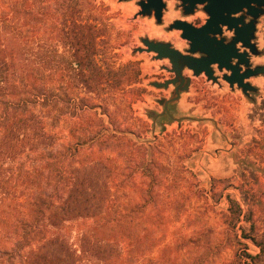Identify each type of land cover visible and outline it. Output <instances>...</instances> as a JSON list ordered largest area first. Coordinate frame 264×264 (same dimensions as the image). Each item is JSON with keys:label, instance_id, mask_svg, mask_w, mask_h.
I'll return each mask as SVG.
<instances>
[{"label": "rangeland", "instance_id": "1", "mask_svg": "<svg viewBox=\"0 0 264 264\" xmlns=\"http://www.w3.org/2000/svg\"><path fill=\"white\" fill-rule=\"evenodd\" d=\"M81 1L82 19L94 23L97 18L107 25L106 34L96 39L105 40L104 46L97 45L105 50L95 55L97 67L105 71L109 65L119 72L134 63L138 74L110 85L80 84L75 72L60 65L61 56L71 58L59 35L67 0L2 1L19 9L20 4V10L31 17L19 21L23 29L33 30L39 45L49 49L54 68L44 87L50 98L47 105L23 103L21 93L0 95V111H14L12 107L46 111V126L57 135L59 153L52 166L41 165L46 168L39 187L25 183L27 188L25 184L17 188L23 207L12 220L23 227L10 230L13 238L0 242V264H21L18 253L36 243L34 235L50 234L44 226L48 207L70 186L71 170L99 156L111 159L115 167L109 180L111 197L99 217L69 222L70 241L90 225L131 223L148 249L129 264H235L243 244L250 252L257 251L239 227L252 235L264 230V74L250 78L257 90L249 96L230 90L224 82L219 87L193 79L177 109L162 115L156 101L169 92L151 83L171 76L163 69L168 62L136 49L144 47L142 38L171 39L177 31H169L168 26L181 16L179 1L164 0L161 23L138 14L140 0ZM198 16L203 21L205 13L200 10ZM254 41L259 53L251 56V62L264 65V14L258 18ZM20 89L27 95L32 90L23 85ZM228 198L240 204L244 215L250 212L251 220L234 225Z\"/></svg>", "mask_w": 264, "mask_h": 264}, {"label": "trees", "instance_id": "2", "mask_svg": "<svg viewBox=\"0 0 264 264\" xmlns=\"http://www.w3.org/2000/svg\"><path fill=\"white\" fill-rule=\"evenodd\" d=\"M2 1L4 0H0V95L15 97L21 93V102L32 101L45 106L50 98L44 87L50 82L54 61L49 49L39 45L38 36L33 35V30L30 31V27L28 31L23 29L24 23L19 20L26 13L20 10V2H16L19 9L14 4L11 7L3 5ZM8 9H12L13 13L9 15ZM63 10L64 18L59 35L70 48L71 58L66 60L61 56L60 65L75 72L80 84L88 87L106 81L110 85L130 81L138 74L134 63L126 64L119 72L109 69V65H106L105 71L97 67L95 55L105 54V50L98 49L97 45L101 43L104 46L105 40L97 42L96 39L106 34L107 25L97 18L94 23L82 19L81 0H67ZM57 67L61 70L59 65ZM39 78H46V82H41ZM22 85L29 86L31 93H24L20 89ZM12 109L14 111H0V242L3 243L13 238L10 230L23 227L21 223L14 224L12 220L15 215H21L20 207H23L17 188L25 183L39 187V176L46 168L41 165L52 166L59 153L54 142L58 139L57 135L46 126V111ZM23 156L26 160L20 161ZM114 170L112 160L100 156L98 159L91 157L71 170L70 186L57 203L47 206L49 210L44 226L51 229L50 234L47 231V235H34L36 243L28 250L18 253L21 255V264H80L84 261L95 264H129L136 255L145 254L148 249L145 238L135 234L131 223L90 225L81 229L76 241L68 239L69 222L79 218H97L103 213L111 197L109 180L113 177ZM228 201L234 225L251 220L248 217L251 216L250 212L244 215L239 203L231 198ZM32 203L34 201L28 202L30 205ZM239 228L243 232V238L250 240L257 251L250 252L247 245L243 244L235 264H264V230L259 235H252L246 233L243 227ZM26 234L27 232L22 233Z\"/></svg>", "mask_w": 264, "mask_h": 264}, {"label": "water", "instance_id": "3", "mask_svg": "<svg viewBox=\"0 0 264 264\" xmlns=\"http://www.w3.org/2000/svg\"><path fill=\"white\" fill-rule=\"evenodd\" d=\"M180 6L185 9L184 14L194 13L198 6L208 16L205 23L196 27L184 20H177L169 26V29L182 31L181 36L189 42V53L200 52L204 56L196 58L180 52L172 47L169 42L160 40H150L142 38L144 47H139L136 51H147L156 53L157 59H168L172 65V70L181 79V70L186 65L194 71L195 75L204 72L209 79L216 80L212 76V64H217L219 68L230 71L223 79L230 86H236L241 92L249 96L250 92L257 89L249 81L250 77L264 74V65L252 67L250 56L257 55L258 49L255 41V31L258 18L264 14V0H178ZM140 15L153 16L157 23L162 22L163 10L166 7L164 0H140L138 2ZM248 18V21H247ZM232 31L231 42L224 43L223 39H218L217 35L222 34V28ZM240 42L242 46L248 49L242 53L239 52L236 44ZM232 59H237L232 64ZM241 65L245 66L243 73L240 72ZM177 78L166 80L164 82H152L155 87H168L169 84H175ZM178 92V91H176ZM176 95L175 98H177ZM161 103V101H159ZM165 111H163L164 113ZM162 113V114H163Z\"/></svg>", "mask_w": 264, "mask_h": 264}, {"label": "flooded vegetation", "instance_id": "4", "mask_svg": "<svg viewBox=\"0 0 264 264\" xmlns=\"http://www.w3.org/2000/svg\"><path fill=\"white\" fill-rule=\"evenodd\" d=\"M177 9H179L181 16L173 18L171 23H169V26L171 24H174L177 20H184V21H187V22L191 23L193 26L199 27L203 23H205V19L208 17L205 14V17H204L203 21L199 20L200 16H198V13H199L200 10H202V7H200V8L196 7L194 9V13L184 14L185 9H183L180 6V1H179V5H178ZM189 17H193V19L195 21H193V19H190ZM247 21H248V18H247ZM169 26H168V30L169 31L176 30L177 32L175 34L171 35V39L170 38L169 39H161L160 41L169 42L172 45V47L178 49L180 52H182L184 54H188V55L196 57V58H200V57L204 56V54L200 53V52L189 53L187 51V49L190 48L189 42L181 36L182 31L174 29V28L173 29H169ZM232 37H233L232 31L227 30L225 27L222 28V34L221 35H217V38L218 39L222 38L224 43L231 42ZM252 41H254V40H252ZM236 46L239 49L240 53H242L244 51H248V49L243 47L242 43H240V42H238L236 44ZM257 49H258V47H257ZM154 55H156V53H154ZM257 55L252 54L251 56H257ZM251 56H250V62H251ZM162 60H167L168 65H165L163 69H165L168 73H170L171 76L170 77H166V78H164V80H161V81H152V82L153 83L154 82H164L166 80H171V79H175V78L178 79V81L174 85L173 84H169L168 87L158 88V87H155L154 85L151 84L155 88L165 89V91L169 92V96L158 98L157 101H156L157 104L159 106H161V108H162L161 111H165L162 115H170V111H175L177 109V106H175V105H177V103L179 102L181 94L186 92V91H188L191 88V86L194 84V80L193 79L201 80V81H204L205 83L211 82L213 85H217L219 87L222 86V83L224 82V83H226L228 85L230 90H233V89H237L238 90L239 89L236 86V84H234V86L232 87V86L229 85L228 82H226L223 79V77L225 75H229L230 74V71L225 70L224 68H222V69L219 68L217 64H212L210 66L211 69H212V76H214L216 78L215 81L212 80V79H209L207 77V75H205L204 72H201L200 74L195 75L194 71L189 69L186 65L181 70V75H182V78H183V79H181L179 76L176 75V73L174 71H171L172 70V65L170 64L169 60L166 59V58H164ZM236 62H237V59H232V61H231L232 64H235ZM256 65H260V64H255V65L252 64V67H255ZM241 67L242 68L240 69V72L243 73L246 68L243 65H241ZM253 77H255V76H253ZM250 78H252V77H250ZM250 78L246 79V81L250 82ZM194 89H197V87H194ZM239 90H241V89H239ZM176 91H178V92H176ZM176 95H178L177 98H175ZM159 101H161V103Z\"/></svg>", "mask_w": 264, "mask_h": 264}]
</instances>
